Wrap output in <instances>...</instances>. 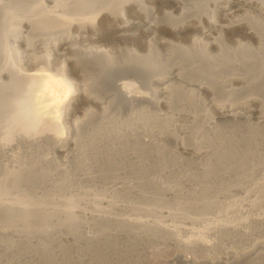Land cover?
<instances>
[{
  "label": "bare ground",
  "instance_id": "bare-ground-1",
  "mask_svg": "<svg viewBox=\"0 0 264 264\" xmlns=\"http://www.w3.org/2000/svg\"><path fill=\"white\" fill-rule=\"evenodd\" d=\"M212 1L218 7L210 15L209 9ZM211 7L213 8V6ZM246 8H254L255 11L264 15V0H220L219 2L216 0H0V136L5 139L0 138V173H3V177L0 178V237L5 242H0V264H11L7 256L13 255V252L34 257L35 251L33 252L28 247L32 239L34 242L35 236L38 237V241L43 242L42 239H45L46 241H44L47 243L48 239V241L56 243L49 238L57 237L53 234H55V230H59L63 233L61 240L67 243L79 242L82 234L85 240L94 241L101 235V233H97L98 229L102 228L101 226H106V229L111 226L112 230L114 228L113 234L122 236V238L123 236H132L133 239L135 238V242L137 240V243L142 245L139 246V249L142 250L141 252L144 251L146 256L148 255L147 258L160 254L161 260L165 264L173 261L178 264H221L224 262L232 264L244 260V258L246 260L264 258V239L256 240L251 247L241 250L230 249V246L224 247L225 250L229 249L223 258L210 254L214 249L221 248L228 239L246 240L252 238L254 229L264 228V211L258 212L260 207H264V181H260V179L248 182L252 183L251 185L241 183L235 187V192L244 194L249 200V202L244 201L246 198L243 200L246 203L244 206H247L245 211L241 209L242 207L238 208L227 201L225 204L224 201L219 206L223 210L221 212L218 210L220 213L215 215L216 219L210 221L209 217L208 221L210 222L205 225L203 220L201 221L205 216L201 218L199 214L197 217L187 212L186 209L189 210L194 205L189 198L187 199L190 203L179 202L180 199L177 201V197L176 201L172 199L175 203L177 202V205L174 210L168 211H157L156 207L155 211L154 208L127 204L130 210L137 211L131 212L129 216L121 215L120 217L112 212L114 204H116L115 199L83 200L90 206V211H86L87 208L81 209L78 202H75L74 199L72 201L71 198L65 200V198H56L57 196H55L43 199L44 197L48 198L51 190L61 191L57 189L62 188L64 182L103 178L102 170L104 173L108 171L102 168L103 161V165L105 161L106 163L111 161L114 164L116 160L126 164L128 162L142 163V160L145 161V156L142 157V154L151 153V156H157L161 146L158 137H174L184 152H190L196 157L202 156L203 159H207L213 156L212 146L203 148L201 145L200 138L201 131H203L200 129L201 126L194 134L195 136L189 135L191 138H187V140L182 138V135H179L174 128H171L172 120H180L182 116H187L189 119L192 117V120L199 121L195 120V114L190 113L192 116H184L185 113L183 112V114L179 109L180 105L178 108H176L177 105H173L170 114L165 115L159 114L157 108L163 104L168 106L174 104V92L181 85L184 86L181 84L177 87L174 83L183 81L184 70L189 72L193 69L191 71L193 72L198 68H206L211 64L210 61L214 66L219 63L226 65L227 62H236L237 64V62L243 61L242 63H244L251 56L263 57L264 61V32H260L249 23L246 24L248 20L245 21V19L243 20L246 25L242 19L237 20L236 23L232 22V24H220L221 21L223 22L222 16L226 17L229 14L232 15V12L235 13V10H245ZM132 13L136 14L138 18H132ZM246 18L253 19L249 14ZM113 19L120 21V23L109 27L113 34L104 36L103 33L96 32V27ZM243 26V31L248 36L243 38L249 41L256 40L258 47L256 48V45L253 47L247 42L244 44L239 42V52H234L237 50L232 51L230 47L228 48L224 34L233 39L229 35L232 36L237 29L240 31ZM197 31L210 37L213 36L212 31H218L219 37H213L212 42L202 43L204 47L201 49L202 44L199 45L201 39H199L200 41L196 39L198 35L196 37L194 35V39H191L193 40L192 44L188 43L189 45L174 43L169 39V37L189 39L190 36H193L192 33L190 35V32ZM162 48L165 51L162 52ZM209 49L215 50V53L212 55ZM234 66L236 65L234 64ZM216 67L218 68V66ZM232 68L234 69L233 66ZM204 70L207 71V68ZM110 76H113L109 78L112 82L113 78L115 79L114 76H116V80L117 77L123 79L126 76H130L132 79L115 82L116 97H114L111 93L100 91L101 82L107 83L105 80ZM177 78L178 80H176ZM249 81L248 88H254L253 80ZM198 82H200V86H195V91L197 92L196 89L201 88L199 93L201 91L212 92V87H215L214 83H210V81H207L209 84H204V80ZM202 82L204 83L201 86ZM255 84L258 85V83ZM140 87H149L152 93L142 91ZM161 92H167L169 99H162ZM116 98L126 107L125 110L119 109V106L116 105L118 101ZM90 105L102 110L98 116L92 115L94 112L91 113V111L94 110H89ZM155 107L157 108L155 109ZM182 107L184 109L186 106ZM77 109L83 110L84 118L74 117ZM235 109L233 107L230 110L220 111V117L225 118L226 121L238 120L241 113ZM175 110L179 111L175 112ZM185 112L188 113V110L185 109ZM214 120H209V122L213 123ZM197 124L195 125L197 126ZM207 124L209 130H216L215 124ZM201 128L203 129V126ZM224 135V133H219L220 137ZM224 144L223 142L220 145L224 146ZM220 145L218 144V146ZM20 146L23 150L19 148ZM257 146L259 149L254 147V150L256 149L258 153L253 151L252 153L255 154L251 155L250 153V156H246V160L250 161L251 170L248 174L246 173L245 177L242 176L243 179L240 178L245 182L250 178H257L260 174L264 175V144L260 145L259 143ZM218 152L214 154L217 155ZM52 153L63 159L56 158L55 161V155H51ZM223 153L225 152H222V155ZM216 158L214 164L218 159ZM146 161L145 163H147ZM119 163L117 162V165ZM156 165L158 164L156 163ZM110 166L113 165L106 164V168ZM115 166L113 167L115 168ZM129 168L124 169L122 173L120 172L121 174L117 173L115 177L125 179L128 176L125 177L127 172L131 173L130 169L132 168ZM110 169L113 170V168ZM237 173L238 178L244 174ZM111 175H109L110 178ZM55 177H60L63 181H60L61 183L58 182L59 180L56 183L50 182L52 184L48 188L47 182L49 181L47 180H54ZM240 179L239 181L237 178L234 180H237L239 184ZM114 180L116 181V179ZM17 183L31 184L37 188L33 193L30 192L32 197L28 200H23L19 194L11 197L12 187ZM179 187L181 188L180 185ZM127 188L130 186L128 185ZM176 188H178V184ZM176 188L170 187L165 189V192H175ZM40 193L41 197L44 196L43 198L39 197ZM118 193L121 195L122 191ZM193 194L192 198L197 197L196 193L194 196ZM190 195L186 196L190 197ZM207 199L205 198V200ZM214 199L211 202H214ZM80 202L82 201L80 200ZM219 202L221 201L215 203ZM208 204L209 202L206 205L199 204L198 207L208 206ZM212 205L214 204L212 203L211 207ZM201 209L205 210L206 208ZM184 210L186 211L184 212ZM12 213L16 214L15 217ZM148 213H152V218ZM142 214L143 216L146 214V217L140 216ZM209 214L211 213L209 212ZM177 217H182L184 224L186 223L185 226L197 224V221L200 225L203 224V229L202 226L200 227L202 229L201 233L199 232L200 235L183 238L180 234L183 227L171 224L170 221L172 218L175 221ZM193 226L192 229H194ZM187 228L189 227H186V231ZM190 228L187 233L190 232L193 235L196 230L193 232L190 231ZM200 228L198 229L200 230ZM59 231H57L58 234ZM79 231L82 233L81 235H79ZM104 231L106 230L104 229ZM207 233L213 234L214 238L204 237ZM109 235L111 234L109 233ZM209 235L207 234V237ZM17 241L23 243V246L15 247ZM154 241L160 242L162 248L168 247L170 250L173 248L169 249V247L173 246L174 249L168 256L161 253L163 250L160 251L159 245H157L158 249L153 246L154 249L148 250L149 247H152L149 243L153 242L156 245ZM38 243L39 246H42L40 242ZM57 244H64V242ZM147 244L149 247H146ZM233 245L236 244L233 243ZM168 250L164 249L166 252ZM13 257L10 258L14 260ZM23 257L25 260V256Z\"/></svg>",
  "mask_w": 264,
  "mask_h": 264
},
{
  "label": "rangeland",
  "instance_id": "rangeland-1",
  "mask_svg": "<svg viewBox=\"0 0 264 264\" xmlns=\"http://www.w3.org/2000/svg\"><path fill=\"white\" fill-rule=\"evenodd\" d=\"M216 1L219 2L220 0H216ZM210 4L211 5H210L209 10L211 12L210 13V15H211L215 11L214 9H217L218 6L216 5V3L214 1H212ZM211 6H213V8ZM215 6H216V8H215ZM167 9L170 10V8H167ZM249 9L250 8H246L245 10L244 9H238L237 11L235 10V13L232 12V15L229 14V16H226V17L222 16L221 18L223 19V22L221 21L220 24H223V23H231L232 24V22L236 23L237 20L242 19V21H244L243 19H245V21L248 20V21H246V24L249 23V25L256 27L260 32L263 33L264 32V22H263L264 21V15L263 14L261 15L260 13L255 11L254 8L250 9V10ZM195 12L198 13L199 11H195ZM248 14L253 19L246 18V17H248ZM131 17L135 18V19L138 18L137 15L134 13H132ZM245 21L243 22L244 24H245ZM118 23H120V21L115 20V19H113L112 21H105L101 25L96 27L97 28L96 32L103 33L104 36H108L109 34H113L112 30L109 27L114 25V24H118ZM244 26H243V28H240V31L237 29L235 31L236 33H234L232 36L229 35V37H233V39L228 38V35L224 34V37L226 38L225 42H226V44H228L227 45L228 48L230 47V50H232V51L237 50L234 52H239L240 43L244 44L247 42L248 44L250 43V45L253 47H255V45H256V48L258 47V44H257L258 42L256 40H252V41L250 40L249 41L248 39L243 38V37H248L243 31ZM198 32L199 31L194 32V33L190 32V35L193 34V36L192 37L190 36L189 39H185L184 37H176V38L169 37V39L174 43H180L182 45H189V44H192L193 40H191V39H194V35H195V37L198 35L196 37V39H197V41H200L199 39H201V43L199 44V45H201L202 43H208L210 41L212 42V40H214L215 37H219L218 33H217L218 31H212L213 32L212 37H210L208 35H203L202 32H199V33ZM235 35L236 36L238 35V36L236 37ZM203 36H205V37H203ZM236 38H237V40H236ZM188 40H190V41H188ZM202 40H203V42H202ZM237 45H238V47H237ZM203 47L204 46L202 44L200 49ZM161 50H162V52L165 51V49H163V48ZM209 51H211L212 55H213V53H215V50L212 51L209 49ZM253 57H255V58H253ZM253 57L252 56L249 57V60H248L249 62L244 61V63H242L243 62L242 61V62H237V64H236V62H233L236 66H234V64L232 62L231 63L227 62L226 65L220 64V63H219V65L215 64L216 66H218V68H217L216 66L212 65L213 62L210 61L211 64L209 66H206L207 71L204 70L206 68H202V69L198 68L193 72H191L193 69H191V71L189 70V72L187 70H184V73L182 74V75H184V76H182L183 81L179 82V83H176L178 81H175V83H174L177 87H179L181 84H184V86L181 85L180 88H178V89L176 88L177 90L174 92L175 94L173 95L174 104L172 103V105L170 104V106L163 104V105H159L158 108L155 107V109L157 108L159 114H162V115L170 114V111H172V107H174L176 105H177L176 108H178L179 105L181 106V108L179 106V109H180V111H182V113L183 112L185 113V114L183 113L184 116L191 115L190 113H193L192 115L195 114L196 115L195 120L197 119L199 121L192 120L193 119L192 117L189 119V117H187V116L186 117L182 116V119H180V120L179 119L178 120H176V119L172 120L171 128H174L175 131L179 133V135H182V138L184 137L185 140H187V138H191V136H189V135L193 136L194 134L197 133L196 131L199 130L198 128L200 126L201 127L203 126V129L200 127V129L203 130V131H201V138H200L202 141L201 145L203 146V148H207L209 146L210 147L212 146L211 149H213V151H214L213 156H210L207 159H203L202 156L196 157V156H194V154H192L190 152L189 153L184 152L180 147V143L178 141H176L174 137H171V136H168V137L162 136V137H158V138L156 137L161 144V146H160L161 149L159 148L160 153L157 155L158 158L155 155L151 156V153H149L147 155L146 154L141 155L142 157L145 156L144 157L145 161L148 160V161H146L147 163H145V161L142 160L144 158L141 159L142 163L128 162L126 164V163H121L120 160L119 161L116 160V163H114V164L111 161H110V163L109 162L106 163V161H105V163L103 165V162H104L103 161L101 163L103 166L102 168L106 169V171L108 170L110 172L109 173L107 171L106 173H104V170H102V173L104 174L103 178L101 177L100 179H96V180L95 179H93V180L79 179L78 181L75 180V181L64 182L62 184V188L57 189V190H61V191L55 192V189H54V190H51L52 192L49 191L48 198L44 197V196H43L44 198L41 197L42 196L41 193L39 194V197L43 198V199H49L50 197L57 196L56 198H62V199L65 198V200H69L71 198L72 201L74 199V200H76L75 202H78V205L80 206L81 209L87 208V209H85L86 211L91 210L90 206L88 204L84 203V201H86L88 199H90L92 201L93 200L95 201V199L98 200L100 198H108V199H112V200L115 199L114 201L116 204H114V208L112 209V212L116 215H119V217L121 215H123V216L128 215L129 216L131 212L137 211V210H134V211L130 210V208L127 206V204L137 205V206H142V207H147V208H152V209L154 208L155 211H156V208H157V211L158 210L159 211H168V210H174L175 205H177V202L175 203L174 201H176V200L178 201L180 199L179 202H186V203L189 202L190 203V201H191V203L194 204L193 207L190 208L189 210L186 209L188 213H190L191 215L193 214L197 217L200 216L201 218H203L205 216L207 218L206 219L204 217L203 219H201V221L203 220L202 222L204 225L209 223L210 221H213V219L223 210L219 206L222 205L224 201L225 202L227 201L228 203L231 202L235 206H238V208L242 207L241 209L244 210L245 207H247V206H244V204H246L245 202H249V200L245 197L244 194H242V193L239 194V192H235V187L240 185L241 183H243L245 185L250 184L248 182H252L251 180L254 181V180L260 179V181H264V177H263L264 175L262 176L261 174H260V176H258L259 178L258 177L255 179L250 178L249 181H246L247 183L245 182V180H241L251 170L250 161H249V159L246 160V156L249 155L250 153H251V155L255 154V153H252L253 151L257 152V150L259 149L257 144L258 145H259V143H260V145L264 144V142H263L264 141V94H263L264 93V63H263L264 61L262 59L263 57H260V56H253ZM250 60H251V62H250ZM228 65H229V67H228ZM226 66L229 70L226 68ZM232 66L234 67V69L232 68ZM237 66H238V68L236 69ZM56 74H59V73H56ZM112 77L113 76L107 77L106 78L107 80L104 79L108 84L105 82L104 83L101 82V84H100L101 90L100 91L101 92L104 91V93L107 92V94L111 93L114 95V97H116V92H115V90H116L115 84L116 83L115 82L129 81L132 79V77L126 76V77H123V79H121V78L119 79L117 77V80H116V76H114L115 79L113 78V82L111 79H109ZM249 77H250V79L253 80L252 84L254 83V85H255L254 88H248L249 86L247 83L250 80ZM176 80H178V78ZM202 80H204L205 83L202 82L201 86L203 85V83L209 84V82H207V81H210V83H214L213 85H215V87L210 84V86H213L212 92L201 91L202 93L201 92L199 93L201 88L196 89L197 92L195 91V88H196L195 86H197V87L200 86V84H199L200 82H198V81H202ZM109 81H111V82H109ZM257 81H259V82H257ZM250 82L251 81H249V84H251ZM255 83H258V85ZM177 84H179V85H177ZM100 87H99V89H100ZM193 87H194V90H193ZM245 87H247V88H245ZM213 89H215V91H213ZM249 89H251V90H249ZM140 90L152 93V90L149 87H140ZM161 93H162V95H161L162 99H167V100L169 99V94L167 92H161ZM166 97H168V98H166ZM116 99L118 100L116 102V105L119 106V109L125 110L126 107H124V105L119 102L118 98H116ZM217 102H218V104H217ZM90 106L92 108L90 107L89 110L90 111H91V109L94 110V111H91V113L94 112L92 114L93 116L94 115L98 116L100 114V111H102V110H100V108H97L94 105H90ZM182 106H186L187 108L184 107V109H182L183 108ZM93 107H96V108H93ZM233 107L236 108L235 110H237L241 113V116H239L237 118L238 120L234 121L235 123L233 122V120L232 121H229V120L226 121L225 118L220 117V114H221L220 111H222L224 109L230 110V109H233ZM185 109L188 110V113L185 112ZM75 110H76V108H75ZM82 111L83 110H81V109L76 111L74 113L75 114L74 117L75 118L79 117V119H80V117H81V119L84 118L85 116H83L84 113ZM178 111L175 110V112H178ZM187 119L190 120L191 122H189ZM212 119H215L213 121V123L209 122V120L212 121ZM192 121H194V122L192 123ZM207 123H210L212 125L215 124L217 126V127H215L216 130H212V131L209 130L208 129L209 125ZM195 124H197V126ZM201 124H204V125H201ZM207 125H208V127H207ZM204 126H206V127H204ZM219 133H222V134L224 133L225 135L223 137H225V138L220 137ZM217 136H219V137H217ZM202 137H203V139H202ZM0 138L3 139L1 136H0ZM3 140H5V139H3ZM232 140H234V141H232ZM219 141H220V143H219ZM223 142L225 143L224 146L220 145V144H223ZM218 144L222 147L220 148V146H218ZM227 147H229L228 152H227ZM254 147L257 150L256 149L254 150ZM19 148L22 149L21 146ZM223 148H224V150H223ZM218 150H219V152H218ZM163 151H164V153H162ZM216 151L218 152L217 155H215L217 153ZM222 152H225V153H223V155L225 154L224 157L222 155ZM162 154H164V155H162ZM219 154L222 155V158H221V155H219ZM51 155H55V157H54L55 161L59 158L63 159L61 156H56V154H54V153H52ZM129 155H131V154H129ZM159 155L160 156L162 155V157H159ZM163 156L164 157L166 156V158H164ZM215 158L217 160H216V163L214 164ZM61 159H59V160H61ZM157 160H159V161H157ZM162 160L163 161L165 160V162H163ZM117 162L118 163L120 162L118 165H120V164L121 165L126 164V165L120 167L117 165ZM156 163L158 165H156ZM159 163L163 164V165L161 166ZM106 164L113 165V166L117 165V166H115V168L113 166L106 168ZM132 165H134V166H132ZM215 165H217V166H215ZM127 167L132 168V169L129 168L131 173L128 174V172H127V174L125 175V177L128 175L126 178H129L128 179L129 181L126 178L125 179L124 178H118L117 179V177H115V175L117 173H120V172L122 173V171H124V169L127 170L128 169ZM134 167H135V169H134ZM146 167H149V168H146ZM208 167H210V168H208ZM110 168H113V170H111ZM136 168H138V169H136ZM203 168L206 170H204ZM0 169H1V167H0ZM243 169L246 170L245 173H244ZM227 170H229V171H227ZM241 170H243V171H241ZM233 172H234V174H232ZM237 172H240V173L242 172L244 174H241L238 178ZM2 174L0 173V178L3 177ZM105 175H107V176H105ZM109 175H111V178ZM234 175H235V177H234ZM60 177H55V179H54L55 181L52 179L47 180V181H49V182H47L48 188H50L49 187L50 184L56 183L58 180H59L58 182H60L61 181ZM105 177L108 178L109 180L104 179ZM233 177H234V179L237 178L238 181L241 178L240 183L238 184L237 180H234V179L232 180ZM154 178L157 180H155ZM114 179H116V181ZM235 181H237V182H235ZM50 182H52V183H50ZM184 183H186V184H184ZM233 183H235V184L233 185ZM23 184L17 183L16 186L14 185V187H12V192H10L11 197H14L16 194H19L23 200H28L29 198L32 197L31 193H33V191H35V189L37 187H35V185H31V184H28V185H25V184L23 185ZM125 184L127 186L129 185L130 188H127V186ZM177 184H178V188H176ZM181 184H183V185H181ZM168 185L170 187L176 188L175 192L173 191L176 196L173 194L172 191H171L172 193L169 191L165 192L166 191L165 189L170 188ZM179 185L181 186V188L179 187ZM229 185H231L232 187ZM121 186H123V188H120ZM184 187H186V188L184 189ZM215 188L218 189L219 191L218 190L216 191ZM182 189H183V193H182ZM192 190H193V192H191ZM225 190L227 191V193ZM119 191H122L121 195L118 193ZM176 191H178V192L176 193ZM194 191H196V192H194ZM187 192H188V194H187ZM197 192H198L199 196L197 195ZM206 192H208V193H206ZM190 193H191V195H190ZM192 193H194L193 196L196 193V196L198 198L195 196L192 198L191 197ZM58 194H61L62 196L58 195ZM225 194H226V196H225ZM184 195H185V197H184ZM186 195L187 196L190 195V197H187ZM66 197L67 198L69 197V198L67 199ZM85 197H86V199H84ZM175 198H176V200H175ZM187 198H189L190 201H188L189 199H187ZM205 198H208L207 200H209V201L205 200ZM245 198L247 201L244 200ZM202 199H204V200L202 201ZM213 199H214V202H211V201H213ZM80 200L82 202H80ZM192 200L196 201L198 203V205H197V203L193 202ZM200 201H201V203H200ZM218 201H221V202H219L218 204L215 203ZM207 202H209L208 206L198 207L200 205H206ZM227 202L225 204H227ZM79 203H81V204H79ZM165 203H166V205H165ZM173 203H175V204H173ZM212 203L215 206L212 205V207H211ZM169 205L172 207L169 208L168 207ZM203 207H205L207 210L206 209L202 210L201 208H203ZM208 207L209 208L215 207V208L211 209L212 210L211 211ZM121 208H123V209H121ZM124 208H127V209H124ZM263 208H264L263 206L260 207L258 212L259 213L262 212L260 210L264 211ZM194 209L196 210V212ZM200 209H201V211H200ZM186 210H184V212ZM181 211H183V210H181ZM201 212H203V213H201ZM209 212L211 214H209ZM196 213H197V215H196ZM12 214L15 217L16 214H14V213H12ZM198 214H199V216H198ZM145 215L143 216V214H142L140 216L146 217ZM149 215L152 218V213ZM155 217H158V216H155ZM153 218H154V215H153ZM181 218L182 217H177L175 219V221H174V218H172L173 221H172V219L170 220L169 218H163V219L164 220L169 219L172 223L169 222V220H166V222L168 221V223H171V224L174 223V225H177L179 227H183L182 230H180V234L182 235L183 238H186L187 236L190 237V236L200 235L199 232L201 233V230L204 227L202 222H200V219H199V222L202 225H200L197 221L196 222L197 224L193 223L192 225L187 224V226H185L186 223L184 224V221ZM208 218L210 219V221H208L209 220ZM204 219H205V221H207L206 223H204L205 222ZM179 221L182 223H180ZM181 224H182V226H181ZM190 225H191V228H190ZM192 226L194 229H192ZM101 227H102L101 229H98L101 232H99V231L97 232V233H101V235L99 236V234H98L99 239L97 238V240H94V241L85 240L83 237V234L80 233V231L78 233H79V235L82 234V236H81V240L79 242H73L72 241V242L67 243V242L61 240L63 233L59 230H55V234H53V236L57 235V237L54 236L55 239H54V237L49 238L50 240L53 239L54 241H56V243H53V241H48V239H47V243L45 242L46 241L45 239H42L43 242H41V241H38L37 240L38 237L35 236L36 238L34 237L35 238L34 242L32 239V242H30V246L28 247V249H31L33 252L35 251L34 257H32L28 254H24V253H22L20 255V252H18V253L15 252L16 254L13 252L12 254L14 255V257H13V255H10V256H7V258L10 259L11 264H134V263L135 264H163L164 263L161 260L162 256H160V254L157 255L156 257H154V256L148 257L149 258V260H148V258H147L148 255L146 256V254H144L145 252L144 251L141 252L142 250L139 249L140 248L139 246H142V245H140L139 242L137 243V240L135 242V238L133 239L132 236H123V238H122V236L119 237L118 235L113 234L114 228L112 230L111 226H109V227L107 226L108 227L107 229H106V226H101ZM186 227H189L190 231L196 230L195 231L196 233L193 231L194 234L192 235L189 232L190 233V235H189V233H187L189 228H187V231H186ZM103 228L106 231H104ZM198 228H200V230ZM184 229H185V231H184ZM258 229L260 231L257 229L253 230L254 233L252 235V238L246 239L249 241H246V240L236 241L237 239H233V240L228 239L225 242L226 245L223 244V246L221 248L214 249L213 251L210 252V254L214 257L223 258V256L226 255V252L229 249V248L228 249L226 248V250H225L224 247L230 246V249H235V248L237 249L238 248L237 250H241L244 248L251 247L256 240L264 239V228H258ZM96 230H97V228L95 229V231ZM57 231H59V234ZM197 231H198V234H197ZM109 233L111 235H109ZM60 234H61V236H60ZM207 234L209 235L210 233H207ZM207 234L204 236L207 239H209V238L213 239L214 238L213 234H210L209 237H207ZM2 240L3 239L1 238L0 242L5 243ZM128 240L131 241L130 244H129ZM5 241H9V240H5ZM38 242H40V245H42V246H39ZM59 242L60 243L64 242V244H57ZM155 242H156V245L153 244V242L149 243V245L152 247H149L148 244L146 245V247L147 246L149 247L148 250L152 249L153 246L156 249L160 248V251L161 250L164 251V249L168 250V247L167 248L160 247V245H161L160 242L158 243V241H154V243ZM17 243H16L15 247L17 245L20 247L23 246L22 245L23 243H20L18 241H17ZM44 243H45V245H44ZM233 243H235L236 245H233ZM157 245H159V247ZM41 248H43V249H41ZM130 248H132V249H130ZM170 248L174 249L173 246H170L169 249ZM173 249L168 250L167 251L168 253L166 251H164V253L162 251L161 253L168 256L171 254V251ZM147 254H148V252H147ZM11 256L14 258V260H12L10 258ZM21 256L22 257L25 256V260H24V257L22 258ZM168 264H178V263H174V261H173V262H170ZM221 264H228V263L224 262ZM232 264H264V258L258 257L256 259L253 258L250 260H246V258H244V260L242 259V260H240L238 262H234Z\"/></svg>",
  "mask_w": 264,
  "mask_h": 264
}]
</instances>
